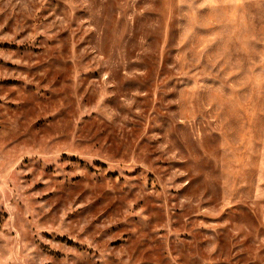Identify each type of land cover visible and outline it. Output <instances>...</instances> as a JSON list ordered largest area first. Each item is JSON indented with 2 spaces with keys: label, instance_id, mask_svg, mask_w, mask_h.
Here are the masks:
<instances>
[{
  "label": "rangeland",
  "instance_id": "374dc122",
  "mask_svg": "<svg viewBox=\"0 0 264 264\" xmlns=\"http://www.w3.org/2000/svg\"><path fill=\"white\" fill-rule=\"evenodd\" d=\"M0 264H264V0H0Z\"/></svg>",
  "mask_w": 264,
  "mask_h": 264
}]
</instances>
